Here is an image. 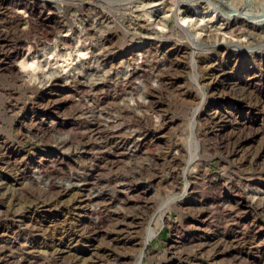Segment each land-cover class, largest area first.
I'll list each match as a JSON object with an SVG mask.
<instances>
[{"label": "rangeland", "instance_id": "1", "mask_svg": "<svg viewBox=\"0 0 264 264\" xmlns=\"http://www.w3.org/2000/svg\"><path fill=\"white\" fill-rule=\"evenodd\" d=\"M0 264H264V0H0Z\"/></svg>", "mask_w": 264, "mask_h": 264}, {"label": "bare ground", "instance_id": "2", "mask_svg": "<svg viewBox=\"0 0 264 264\" xmlns=\"http://www.w3.org/2000/svg\"><path fill=\"white\" fill-rule=\"evenodd\" d=\"M238 12V11H237ZM236 19H242V17L239 15ZM181 26V25H180ZM184 28V27H181Z\"/></svg>", "mask_w": 264, "mask_h": 264}]
</instances>
